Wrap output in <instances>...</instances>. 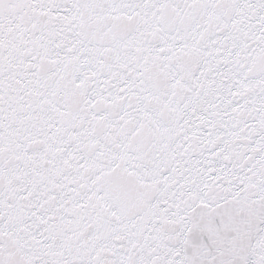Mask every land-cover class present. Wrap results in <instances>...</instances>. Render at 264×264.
Wrapping results in <instances>:
<instances>
[{"label":"snow or ice","instance_id":"6c2138e0","mask_svg":"<svg viewBox=\"0 0 264 264\" xmlns=\"http://www.w3.org/2000/svg\"><path fill=\"white\" fill-rule=\"evenodd\" d=\"M0 264H264V0H0Z\"/></svg>","mask_w":264,"mask_h":264}]
</instances>
